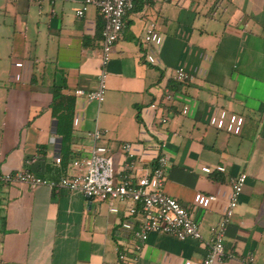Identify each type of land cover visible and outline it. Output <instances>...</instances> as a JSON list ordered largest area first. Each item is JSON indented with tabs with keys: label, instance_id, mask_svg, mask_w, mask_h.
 Segmentation results:
<instances>
[{
	"label": "crops",
	"instance_id": "crops-1",
	"mask_svg": "<svg viewBox=\"0 0 264 264\" xmlns=\"http://www.w3.org/2000/svg\"><path fill=\"white\" fill-rule=\"evenodd\" d=\"M81 1L0 0V175L70 178L83 171L71 162L93 145L110 150L118 172L126 161L120 148L130 143L134 181L163 153L159 191L187 209L200 239L149 233L132 264H201L229 181L243 173L224 230L225 256L213 264H264V0H135L100 103L74 95L98 88L103 27L92 6L75 16ZM176 69L190 79L174 83ZM53 87L73 98L66 156L49 110ZM165 88L173 93L169 104ZM95 130L104 131L96 142ZM126 208L61 188L0 182V264H114L116 248L133 243L138 220Z\"/></svg>",
	"mask_w": 264,
	"mask_h": 264
},
{
	"label": "built area",
	"instance_id": "built-area-1",
	"mask_svg": "<svg viewBox=\"0 0 264 264\" xmlns=\"http://www.w3.org/2000/svg\"><path fill=\"white\" fill-rule=\"evenodd\" d=\"M15 1V0H6ZM29 2L37 0H26ZM135 0H82L81 6L75 11L76 17H81L87 7H94L103 21L101 30V50L98 68V88L92 92L75 90L74 95L84 97L89 102L100 103L105 90L106 67L110 61L111 51L115 42L120 38L124 29V19L131 11ZM146 31V38L151 33ZM177 84L186 83L190 78L182 70L176 69L171 77ZM163 103L173 101V93L165 88L162 94ZM166 122L165 118L160 121ZM104 135V131L95 130L90 138L96 142ZM56 134L52 133L49 141L53 143ZM130 143H124L121 151L126 159L124 168L115 172L110 150L101 145H93L88 157L72 161L73 167H81L83 171L76 176L62 177L58 181H49L31 172L16 171L0 175L3 184L27 185L29 187L44 186L48 189H65L70 192H79L90 201L103 202L109 208L116 204L127 206L126 212L136 217L134 229L131 232L133 243L130 246L116 248V262L114 264H132L140 245L146 240L149 233H157L174 238L179 242L187 240L199 241L198 224L191 218L187 209L175 199L162 194L159 189L163 184L164 172L167 166V157L161 153L155 160L151 171L141 178L128 177V170L133 167V156L130 154ZM56 163L59 159L55 160ZM246 176L239 174L229 181L230 194L226 200L223 217L216 227L209 228L212 241L202 259L201 264H213L222 256L223 235L225 227L230 223L236 209ZM212 199V198H210ZM127 245V243H126ZM231 259V255L226 256ZM250 261L249 259L247 260Z\"/></svg>",
	"mask_w": 264,
	"mask_h": 264
},
{
	"label": "trees",
	"instance_id": "trees-1",
	"mask_svg": "<svg viewBox=\"0 0 264 264\" xmlns=\"http://www.w3.org/2000/svg\"><path fill=\"white\" fill-rule=\"evenodd\" d=\"M60 87H53L49 110L51 116L56 120V133L61 137L62 155L66 156L67 144L71 136V122L73 112V98L61 93ZM61 157H59V163Z\"/></svg>",
	"mask_w": 264,
	"mask_h": 264
},
{
	"label": "water",
	"instance_id": "water-1",
	"mask_svg": "<svg viewBox=\"0 0 264 264\" xmlns=\"http://www.w3.org/2000/svg\"><path fill=\"white\" fill-rule=\"evenodd\" d=\"M54 124V123H53ZM87 200H88V202L90 201V199L89 198H87Z\"/></svg>",
	"mask_w": 264,
	"mask_h": 264
}]
</instances>
